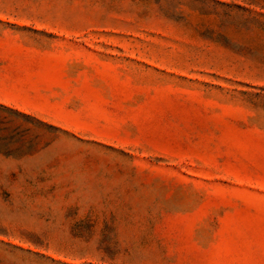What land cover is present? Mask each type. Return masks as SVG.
<instances>
[{
	"label": "rangeland",
	"instance_id": "obj_1",
	"mask_svg": "<svg viewBox=\"0 0 264 264\" xmlns=\"http://www.w3.org/2000/svg\"><path fill=\"white\" fill-rule=\"evenodd\" d=\"M0 264H264V0H0Z\"/></svg>",
	"mask_w": 264,
	"mask_h": 264
}]
</instances>
